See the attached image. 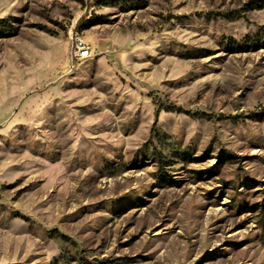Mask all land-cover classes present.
Returning a JSON list of instances; mask_svg holds the SVG:
<instances>
[{
    "label": "rangeland",
    "instance_id": "obj_1",
    "mask_svg": "<svg viewBox=\"0 0 264 264\" xmlns=\"http://www.w3.org/2000/svg\"><path fill=\"white\" fill-rule=\"evenodd\" d=\"M94 1L0 0V264H264V0Z\"/></svg>",
    "mask_w": 264,
    "mask_h": 264
},
{
    "label": "built area",
    "instance_id": "obj_2",
    "mask_svg": "<svg viewBox=\"0 0 264 264\" xmlns=\"http://www.w3.org/2000/svg\"><path fill=\"white\" fill-rule=\"evenodd\" d=\"M88 55V49L87 48H80L79 49V56L80 57H85V56H87Z\"/></svg>",
    "mask_w": 264,
    "mask_h": 264
},
{
    "label": "trees",
    "instance_id": "obj_3",
    "mask_svg": "<svg viewBox=\"0 0 264 264\" xmlns=\"http://www.w3.org/2000/svg\"><path fill=\"white\" fill-rule=\"evenodd\" d=\"M109 0H95L94 3L95 4H104L107 3Z\"/></svg>",
    "mask_w": 264,
    "mask_h": 264
}]
</instances>
